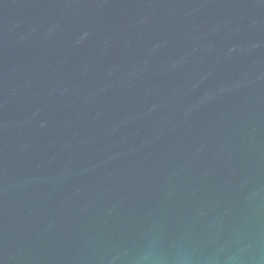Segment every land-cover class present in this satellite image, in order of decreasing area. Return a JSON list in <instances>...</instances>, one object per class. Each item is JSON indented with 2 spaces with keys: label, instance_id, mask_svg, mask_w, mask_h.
Masks as SVG:
<instances>
[{
  "label": "water",
  "instance_id": "obj_1",
  "mask_svg": "<svg viewBox=\"0 0 264 264\" xmlns=\"http://www.w3.org/2000/svg\"><path fill=\"white\" fill-rule=\"evenodd\" d=\"M0 264H264V0H0Z\"/></svg>",
  "mask_w": 264,
  "mask_h": 264
}]
</instances>
